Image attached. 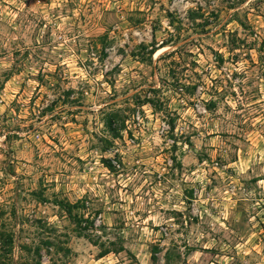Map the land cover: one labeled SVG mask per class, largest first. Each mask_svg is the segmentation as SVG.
<instances>
[{
  "label": "rangeland",
  "instance_id": "rangeland-1",
  "mask_svg": "<svg viewBox=\"0 0 264 264\" xmlns=\"http://www.w3.org/2000/svg\"><path fill=\"white\" fill-rule=\"evenodd\" d=\"M0 229L14 264H264V0H0Z\"/></svg>",
  "mask_w": 264,
  "mask_h": 264
},
{
  "label": "trees",
  "instance_id": "trees-1",
  "mask_svg": "<svg viewBox=\"0 0 264 264\" xmlns=\"http://www.w3.org/2000/svg\"><path fill=\"white\" fill-rule=\"evenodd\" d=\"M163 47V46H162ZM156 49H151L150 55L155 53ZM57 205L64 210L69 218L72 220V223L75 227V233L79 237H85V232L91 229L92 223L91 221H88V219H83L82 215L79 214H73V210L82 209L83 204H80V202H77L75 204H69V203H63V202H57ZM88 239V238H87ZM15 244V237L14 234L10 231L0 229V264H14V260L12 258V252ZM46 248L53 247L54 244L46 240L44 243ZM60 250L58 252H62L63 249L59 248ZM20 250L25 253H31L32 258L35 260L34 264H42V256L40 254V248L36 247L33 250L26 246H20ZM67 252V250H65ZM120 251H123V248L120 246L117 249L116 248H104L103 245H101V251L98 255L99 258H102L109 253H118ZM153 257V256H152ZM52 264V262L50 263Z\"/></svg>",
  "mask_w": 264,
  "mask_h": 264
}]
</instances>
